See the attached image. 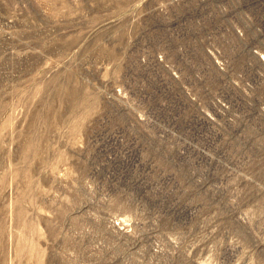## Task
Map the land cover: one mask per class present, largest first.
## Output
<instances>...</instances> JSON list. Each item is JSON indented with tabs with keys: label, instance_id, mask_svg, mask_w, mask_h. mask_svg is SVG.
<instances>
[{
	"label": "rangeland",
	"instance_id": "374dc122",
	"mask_svg": "<svg viewBox=\"0 0 264 264\" xmlns=\"http://www.w3.org/2000/svg\"><path fill=\"white\" fill-rule=\"evenodd\" d=\"M212 48L235 102L167 95ZM253 51L264 0H0V264H264Z\"/></svg>",
	"mask_w": 264,
	"mask_h": 264
},
{
	"label": "built area",
	"instance_id": "2783aa9c",
	"mask_svg": "<svg viewBox=\"0 0 264 264\" xmlns=\"http://www.w3.org/2000/svg\"><path fill=\"white\" fill-rule=\"evenodd\" d=\"M209 37H212V34ZM253 52L260 65L264 66V53ZM246 66L247 64H244L241 72L245 73ZM231 69L227 49H202L201 52H198L193 66L186 64L182 58L180 59L177 71L168 72L166 70L167 75L164 81V89L167 95L173 94L174 89L170 84L171 80H173L180 85L178 92L187 100L195 101L199 98L196 93L197 91L204 98L206 104L213 105L218 103L223 105L235 102L232 97V94L235 93L231 86L233 83L230 74ZM256 71L254 76L252 75L250 78L251 85H257V80L261 81L264 77L261 69ZM243 101L256 104L264 102L261 96L257 94Z\"/></svg>",
	"mask_w": 264,
	"mask_h": 264
}]
</instances>
